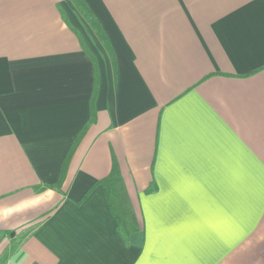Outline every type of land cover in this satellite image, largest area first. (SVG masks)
I'll use <instances>...</instances> for the list:
<instances>
[{
  "label": "crops",
  "instance_id": "0c3cea01",
  "mask_svg": "<svg viewBox=\"0 0 264 264\" xmlns=\"http://www.w3.org/2000/svg\"><path fill=\"white\" fill-rule=\"evenodd\" d=\"M84 2L0 0V264H264V0Z\"/></svg>",
  "mask_w": 264,
  "mask_h": 264
},
{
  "label": "trees",
  "instance_id": "16d2710c",
  "mask_svg": "<svg viewBox=\"0 0 264 264\" xmlns=\"http://www.w3.org/2000/svg\"><path fill=\"white\" fill-rule=\"evenodd\" d=\"M72 2L74 3V5L78 9V11L82 14V16L86 19V21H88L90 24L93 23V19H92L90 10L87 7V4L84 2V0H72ZM93 27H94L95 31L97 32V34L103 40H105L103 35H101V32L98 29V26L97 25H93ZM84 129H85V127L77 134L76 138L79 137L82 134ZM70 152H71V149H70V151L67 152L65 159L69 156ZM100 182H101V184L104 187V191L106 193V196H108V198H109V200L111 202L112 201V199H111L112 192L115 195L116 190H120L119 181H118V171L114 168L111 171V173L107 177L102 179ZM118 232L120 234H122V235H126L127 232H128V229H125V228L121 227V225L119 224L118 225Z\"/></svg>",
  "mask_w": 264,
  "mask_h": 264
},
{
  "label": "rangeland",
  "instance_id": "374dc122",
  "mask_svg": "<svg viewBox=\"0 0 264 264\" xmlns=\"http://www.w3.org/2000/svg\"><path fill=\"white\" fill-rule=\"evenodd\" d=\"M12 234V232H10V235ZM1 261V260H0Z\"/></svg>",
  "mask_w": 264,
  "mask_h": 264
}]
</instances>
